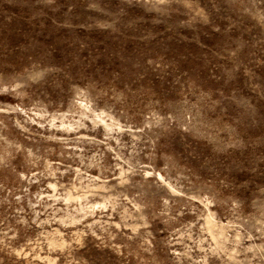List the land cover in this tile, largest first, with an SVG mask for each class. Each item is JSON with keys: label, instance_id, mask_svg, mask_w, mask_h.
Masks as SVG:
<instances>
[{"label": "rangeland", "instance_id": "obj_1", "mask_svg": "<svg viewBox=\"0 0 264 264\" xmlns=\"http://www.w3.org/2000/svg\"><path fill=\"white\" fill-rule=\"evenodd\" d=\"M0 264H264V0H0Z\"/></svg>", "mask_w": 264, "mask_h": 264}]
</instances>
